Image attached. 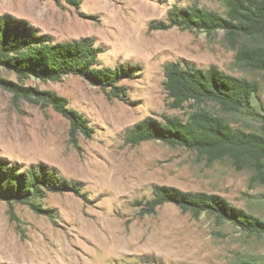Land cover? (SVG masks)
I'll use <instances>...</instances> for the list:
<instances>
[{"label": "rangeland", "instance_id": "obj_1", "mask_svg": "<svg viewBox=\"0 0 264 264\" xmlns=\"http://www.w3.org/2000/svg\"><path fill=\"white\" fill-rule=\"evenodd\" d=\"M78 1V0H77ZM0 0V16L24 20L55 43L92 38L105 66H138L121 83L124 101L111 99L80 77L59 82L19 81L7 70L0 79L64 97L69 108L90 121L91 139H70V122L53 107L35 104L0 87V158L22 168L44 164L78 182L81 193L52 194L37 213L28 206L0 202V264H264V237L203 214L195 217L167 204L141 217L136 201L150 200L156 185L226 198L264 222V187L251 170L231 160L209 163L196 152L159 141L127 145V133L148 117L187 120L199 108L223 118L234 129L264 135V71L237 61L238 52L264 44L222 31L212 35L173 28L151 30L167 20L175 5H196L221 15L223 0ZM217 67L259 84L251 113H227L214 103L171 107L165 67L171 63ZM19 220H12V213Z\"/></svg>", "mask_w": 264, "mask_h": 264}, {"label": "trees", "instance_id": "obj_2", "mask_svg": "<svg viewBox=\"0 0 264 264\" xmlns=\"http://www.w3.org/2000/svg\"><path fill=\"white\" fill-rule=\"evenodd\" d=\"M79 7L78 0H57ZM225 15L196 5L173 6L167 20L152 22L151 30L166 31L173 28L196 31L208 35L224 32L229 41L239 38L264 42V0H223ZM102 51L92 38L55 43L51 36L41 34L24 20L10 15L0 16V70L14 73L19 81L29 79L41 82H59L74 76L98 87L111 99L124 101L127 88L121 83L136 77L138 66L122 64L115 68L105 66ZM237 61L248 67L264 71V44L243 48ZM165 90L171 107L181 109L186 104L199 106L214 103L227 113H251L253 99L259 84L245 78L234 77L210 67L176 62L165 67ZM0 87L37 105H48L70 122V139L80 150L79 135L91 139L95 133L90 121L69 108L66 98L50 91L25 88L0 79ZM159 141L196 152L209 163L229 159L238 171L251 170L253 182L264 187V135L234 129L223 118L199 108L187 120L166 117L164 122L148 117L130 129L126 144L132 147L145 142ZM78 182L62 177L58 169L44 164L27 169L0 158V202L28 206L37 213L43 211L41 202L52 194L81 193ZM172 204L195 217L210 214L218 222L231 223L245 233L264 237V222L233 206L226 198L203 192H184L165 185H156L150 200L136 201L141 217L155 215L161 207ZM12 213V220H19ZM144 264H165L147 258Z\"/></svg>", "mask_w": 264, "mask_h": 264}]
</instances>
